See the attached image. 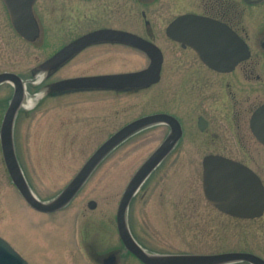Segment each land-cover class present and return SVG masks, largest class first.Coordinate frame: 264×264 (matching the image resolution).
Segmentation results:
<instances>
[{"label":"rangeland","instance_id":"374dc122","mask_svg":"<svg viewBox=\"0 0 264 264\" xmlns=\"http://www.w3.org/2000/svg\"><path fill=\"white\" fill-rule=\"evenodd\" d=\"M69 40L60 36L54 40L57 45L52 42L41 48L27 43L12 31L0 2V73H18L27 81V99L14 128L16 153L30 188L45 202L63 191L109 136L150 114L152 95L163 89L68 92L61 98L45 99L40 89L44 73L33 77L31 70L52 53L50 48ZM114 55L105 71L99 70L102 62H93V71L74 69L68 63L52 78L134 69L137 58ZM140 60L135 67L144 66ZM11 89L0 87V124ZM164 135L159 126L127 140L100 164L66 208L50 214L37 212L24 201L9 178L0 150V237L28 264H101L106 255L122 248L115 221L118 204L130 179ZM181 150L184 157L165 160L128 208L127 224L136 241L156 254L247 251L264 258V214L252 220L236 219L208 205L202 195L200 165L207 152L190 149L187 143ZM221 150L239 160L248 158L234 149ZM249 158L254 159L253 169L263 175L264 165L256 160V152ZM89 201L96 203L95 209L88 207ZM119 264L140 263L125 255Z\"/></svg>","mask_w":264,"mask_h":264},{"label":"flooded vegetation","instance_id":"af4514ba","mask_svg":"<svg viewBox=\"0 0 264 264\" xmlns=\"http://www.w3.org/2000/svg\"><path fill=\"white\" fill-rule=\"evenodd\" d=\"M0 2L12 31L24 41L26 40L15 30L13 22L14 20L28 22V15L34 18L39 34L34 42L26 41L27 43L40 45L41 48L52 42L57 45L54 40H58L60 36L70 39L64 45L55 47L56 49L53 47L49 49L52 53L31 70L30 75L33 77L40 71L35 70L37 67L74 41L98 32H112L78 48L56 68L43 70L45 73L40 89L45 99L61 98L68 92L139 93L151 87L162 86L163 89L153 94L150 99L151 113L131 121L150 116L164 117L165 120L146 126L134 134L137 136L154 127L164 128V138L152 152L168 141L167 153L158 167L173 156L176 161L184 157L180 152L187 143L190 149L206 150L207 153L200 158L202 169L204 161L209 157L225 158L251 169L264 186V172L260 175L253 169L251 162L254 159L251 158V161L249 158L256 152L259 158L256 160L264 165V144L257 138L253 121L255 114L264 106V0H7V3L0 0ZM188 16H192L196 22L184 20ZM210 26H213V48L206 50L213 54L212 65L207 64L200 56L198 48L194 47L197 45L194 33L202 31L201 34H208L206 32H210ZM202 43L205 44L204 41ZM124 53L137 58V63L132 64L134 69L126 72L107 71L101 75L143 73L137 79L138 85H128L119 89L68 90L55 85L66 78L58 80L52 78L68 63L74 69L93 71V62H102L103 66L99 70L105 71L109 69V62L116 58L114 54H119L120 58H123ZM140 58L144 61V66L135 67L141 62ZM159 60L160 64H157ZM156 66L157 72L153 71ZM1 73L15 74L25 87L27 81L25 82L18 73ZM1 86L12 88L10 102L14 95V83L4 82L0 84ZM221 149H234L248 158L239 160L231 154H223ZM212 165L230 166V163L220 160ZM201 190L205 200L202 183ZM233 252H246L264 260L252 252ZM139 263L143 264L140 261Z\"/></svg>","mask_w":264,"mask_h":264},{"label":"water","instance_id":"95a60500","mask_svg":"<svg viewBox=\"0 0 264 264\" xmlns=\"http://www.w3.org/2000/svg\"><path fill=\"white\" fill-rule=\"evenodd\" d=\"M7 1V0H6ZM29 16L28 22L14 20L13 25L16 31L23 36L26 40L32 42L38 36V27L32 15ZM188 19V20H187ZM187 22L195 23L196 20L191 17L185 18ZM213 27V26H212ZM210 26L208 34H201V32L194 33V38L201 39L204 43H199L198 48L200 56L206 63L213 64L212 52L206 50L213 47V28ZM96 33L86 39L79 40L73 43L68 48H65L45 64L36 68V70H48L56 68L60 61L65 59L71 52L85 46L87 43L95 41L97 35L103 34ZM200 40V41H201ZM160 64V60L157 62ZM153 71H158V66ZM141 74H127V75H111V76H96V77H83L68 79L56 83L59 88H119L127 86L128 84H135V81ZM157 80V79H156ZM134 81V82H132ZM4 82H13L15 91L10 105L4 115L1 128H0V143L4 159V163L10 179L14 186L17 188L25 202L34 210L41 213H53L66 207L76 194L80 191L88 178L98 167L101 161L111 153L119 144L130 137L140 129L151 124L165 120L161 116H150L139 119L125 126L117 133L112 135L106 140L87 160L73 180L65 187V189L52 201L44 202L39 200L30 189L15 152L13 143V125L16 114L20 108L23 99V87L18 76L10 73L0 74V84ZM263 110L257 114L256 122L261 121ZM264 142V136H260ZM168 141L164 142L157 151L150 156L147 161L137 170L129 181L125 191L119 202L116 213V225L118 235L124 246L125 251L130 252L144 264H230L234 262L245 261L250 264H264L260 258L247 254V253H224L217 255H160L147 253L132 236L126 219L128 206L138 191L145 179L157 167L160 161L167 153ZM213 159L208 160V164L204 167L205 170V186L204 193L207 200L218 210L229 215L240 218H257L260 217L264 210V194L258 180L251 174L245 176L249 180V186L246 185L245 177L239 174L225 173L224 167H214L211 164ZM216 160V159H215ZM213 163V162H212ZM227 167V166H225ZM230 167V168H228ZM228 170L241 169L237 165L230 164ZM208 181V184H207ZM90 209L95 208L93 201L88 204ZM117 257L109 255L103 259V264H116ZM0 264H28L4 239L0 237Z\"/></svg>","mask_w":264,"mask_h":264}]
</instances>
